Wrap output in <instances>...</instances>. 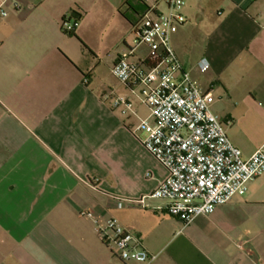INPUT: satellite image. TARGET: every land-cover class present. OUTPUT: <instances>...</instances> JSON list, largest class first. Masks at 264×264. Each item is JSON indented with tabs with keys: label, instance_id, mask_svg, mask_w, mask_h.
<instances>
[{
	"label": "crops",
	"instance_id": "crops-1",
	"mask_svg": "<svg viewBox=\"0 0 264 264\" xmlns=\"http://www.w3.org/2000/svg\"><path fill=\"white\" fill-rule=\"evenodd\" d=\"M0 8V264H125L101 242L94 213L100 226L115 219L137 236L151 264H264V175L187 226L167 214V200L135 204L168 174L136 131L148 109L106 81L121 57L147 56L140 18L165 13L164 0ZM182 13L171 47L247 160L264 149V0H184ZM117 96L135 114L113 110Z\"/></svg>",
	"mask_w": 264,
	"mask_h": 264
},
{
	"label": "built area",
	"instance_id": "built-area-1",
	"mask_svg": "<svg viewBox=\"0 0 264 264\" xmlns=\"http://www.w3.org/2000/svg\"><path fill=\"white\" fill-rule=\"evenodd\" d=\"M164 2L165 13L149 9L140 18L137 37L147 48V56L137 62L121 57L112 66L111 75L148 109L136 131L144 132L143 147L168 174L135 204L143 205L150 198L167 200V214L187 226L235 196H243L248 183L264 175V149L244 160L231 143L226 134L231 122H223L211 111L213 95L184 70L170 44L171 36L185 23L184 0ZM12 8L19 9V4L12 3ZM0 16H6L2 8ZM74 26L63 23L68 33ZM198 67L206 72L209 64L203 59ZM112 109L122 116L135 114L131 100L122 96L112 98ZM91 217L103 245L123 263L151 264L156 260L117 220L100 226L98 215Z\"/></svg>",
	"mask_w": 264,
	"mask_h": 264
},
{
	"label": "rangeland",
	"instance_id": "rangeland-1",
	"mask_svg": "<svg viewBox=\"0 0 264 264\" xmlns=\"http://www.w3.org/2000/svg\"><path fill=\"white\" fill-rule=\"evenodd\" d=\"M106 82H107L109 85L114 84V83L119 84L118 81H117L113 76H110V77L107 79Z\"/></svg>",
	"mask_w": 264,
	"mask_h": 264
},
{
	"label": "trees",
	"instance_id": "trees-1",
	"mask_svg": "<svg viewBox=\"0 0 264 264\" xmlns=\"http://www.w3.org/2000/svg\"><path fill=\"white\" fill-rule=\"evenodd\" d=\"M64 34H66V35H68V36H74V34H72V33H68V32H65V31H64Z\"/></svg>",
	"mask_w": 264,
	"mask_h": 264
}]
</instances>
